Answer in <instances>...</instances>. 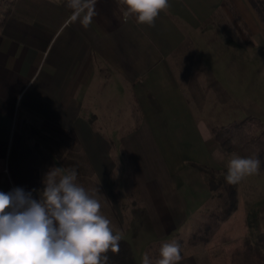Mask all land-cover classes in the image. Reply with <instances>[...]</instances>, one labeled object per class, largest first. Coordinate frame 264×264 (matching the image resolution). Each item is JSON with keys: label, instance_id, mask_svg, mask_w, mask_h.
I'll use <instances>...</instances> for the list:
<instances>
[{"label": "crops", "instance_id": "1", "mask_svg": "<svg viewBox=\"0 0 264 264\" xmlns=\"http://www.w3.org/2000/svg\"><path fill=\"white\" fill-rule=\"evenodd\" d=\"M0 4V159L12 189L39 200L50 168H75L121 235L109 264L145 254L155 264V245L182 233L192 250L178 264H211L209 245L189 243L217 200L205 169L227 171L238 155L208 116L229 98L210 92L220 83L237 97L264 79L251 0H169L151 26L125 20L120 0Z\"/></svg>", "mask_w": 264, "mask_h": 264}, {"label": "clouds", "instance_id": "2", "mask_svg": "<svg viewBox=\"0 0 264 264\" xmlns=\"http://www.w3.org/2000/svg\"><path fill=\"white\" fill-rule=\"evenodd\" d=\"M78 4L79 0H73ZM125 20L153 25L169 0H120ZM259 159L234 157L225 176L229 184L257 173ZM77 170L52 167L45 174L39 200L32 192L0 191V264H109L119 253L120 234L101 213V203L77 182ZM156 264H178L179 242L164 243ZM143 264H151L148 254Z\"/></svg>", "mask_w": 264, "mask_h": 264}, {"label": "trees", "instance_id": "3", "mask_svg": "<svg viewBox=\"0 0 264 264\" xmlns=\"http://www.w3.org/2000/svg\"><path fill=\"white\" fill-rule=\"evenodd\" d=\"M251 2L264 18V0ZM212 130L224 149L239 157L259 159L260 162L264 159V123L259 117L247 115L240 120L213 125ZM4 168V161L0 159V191L7 193L13 189ZM205 171L210 189L216 195V203H219L211 209L198 230L190 235V245L201 244L203 249L209 245L211 264H264V199L249 203L246 207L239 206L237 184L226 181L227 171L221 175L211 168H206ZM233 212L235 213L231 216ZM223 224L227 225L226 230H220ZM161 246L162 244L155 245V264L160 258ZM183 254L181 252V256Z\"/></svg>", "mask_w": 264, "mask_h": 264}, {"label": "rangeland", "instance_id": "4", "mask_svg": "<svg viewBox=\"0 0 264 264\" xmlns=\"http://www.w3.org/2000/svg\"><path fill=\"white\" fill-rule=\"evenodd\" d=\"M219 87H221L220 83L217 87L218 92L215 91V88L214 92H210L214 95L212 99L220 100L221 102V100H223L227 96V98H229V104L227 108V105L222 102V104L210 105L213 106V108H208L212 109V113L210 112L208 116L213 117V119L211 120L212 123L222 125L224 123L230 122L233 119L240 120L247 115H255L259 117L264 123V79L256 80L255 82H252L250 80V84L247 87H242L241 91L240 89H236V92L239 93L236 94L237 97L232 96L231 92H229L228 90L226 91L224 89L225 91H223V89ZM193 106L198 108V110L202 109H199L197 103L195 104V99H193ZM223 172L218 171V175H221ZM237 190V197H239L238 202H256L264 199V159L261 161L257 173L245 176L239 183H237ZM194 200L195 199H192V204L196 202ZM218 203L219 202H215L212 208L214 206H218ZM184 234L186 233H182L183 236ZM188 235L186 237H188ZM183 236L178 241L181 246V252H190L192 248L187 246L186 238ZM200 245L199 247H201ZM198 250H200V248H198ZM139 258L141 259V257Z\"/></svg>", "mask_w": 264, "mask_h": 264}]
</instances>
